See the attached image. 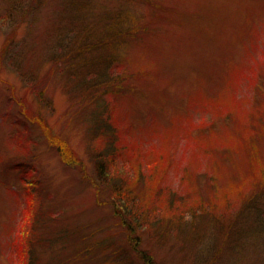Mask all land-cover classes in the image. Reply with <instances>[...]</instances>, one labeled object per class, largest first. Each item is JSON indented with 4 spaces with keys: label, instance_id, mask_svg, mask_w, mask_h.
Returning a JSON list of instances; mask_svg holds the SVG:
<instances>
[{
    "label": "rangeland",
    "instance_id": "1",
    "mask_svg": "<svg viewBox=\"0 0 264 264\" xmlns=\"http://www.w3.org/2000/svg\"><path fill=\"white\" fill-rule=\"evenodd\" d=\"M11 5L0 0V264H24L28 247L36 264H117L127 233L90 154L108 134L125 181L143 176L139 202L163 211L164 228L138 233L155 264H264V0ZM125 27L106 67L61 72L77 34L105 55ZM168 195L205 215L167 226Z\"/></svg>",
    "mask_w": 264,
    "mask_h": 264
},
{
    "label": "trees",
    "instance_id": "2",
    "mask_svg": "<svg viewBox=\"0 0 264 264\" xmlns=\"http://www.w3.org/2000/svg\"><path fill=\"white\" fill-rule=\"evenodd\" d=\"M12 2L11 7L13 8L17 4L20 5L25 0H10ZM33 2H38V0H33ZM42 2V0H41ZM11 8V9H12ZM10 9V10H11ZM9 11V10H8ZM136 29L131 28H123L120 32V34H117L116 36H111L110 39H105L102 42L103 48L102 50L106 53L105 55H102L101 52H99L97 49L94 48L93 45H89L86 43V39L88 37V34L86 32V29L81 34H77V37L79 39L77 42L74 40L75 43H77V47H74L70 50V54L72 53V56L69 58L68 54L64 57V63L61 67V72L63 73L65 70L72 71L73 76L78 75L79 68H82L83 65H89L90 66H97V67H103L108 65L111 61L115 60V52L117 50V46L115 43L119 40L124 39L125 37L133 35ZM109 33H112L111 30ZM120 36V38L118 37ZM130 39V38H128ZM101 47V45H99ZM116 46V47H115ZM106 49V50H104ZM76 60V61H75ZM67 65V68L64 67V65ZM79 65V66H78ZM85 67V66H84ZM91 72L89 73L86 70H82L81 75L82 78H86L89 76ZM91 76L88 77V81L91 80ZM240 78L244 79L243 74L240 75ZM247 80V79H246ZM243 83V81L241 80ZM98 80L95 82L90 83L89 89L91 90V96L89 98L90 93L86 92V97L82 95V98H85V100L88 103V99L93 102L95 99L98 98V93L101 91V86L99 85ZM104 87V86H103ZM88 89V88H87ZM96 96V97H95ZM110 101L112 98L109 99ZM109 107V106H108ZM112 105L110 103V109H107L105 118L102 121V124L106 127L109 123V119H111V112H112ZM111 123V120H110ZM98 125L94 129L96 131L103 130L104 126ZM110 137V142L108 144V139H102L104 143H102V146L104 145V149H94L92 148V152L90 153L92 155V159L95 164L96 173L98 176V182L110 190V197L113 203L114 208V214L115 217L119 218L120 225L126 230L125 234V240H126V247L122 248L121 250H118L117 252L113 253V257L115 258V262L117 264H131L132 261H138L140 264H155L153 259L146 253L145 250L141 248V234L139 235V232H143L142 230L150 231V230H158L165 227L166 224H163V222L159 221L158 217L161 216L163 211L159 213V207L155 206V212H147V210L144 208L142 203L138 200V193L136 191V187L141 184H143V176L138 180L136 179V184H133L132 179L128 181H125L126 176V169L123 167L120 169L116 165L115 158L116 156H112V154L117 152V147L114 142V136L112 134H108ZM220 149H213L212 153H217ZM221 150L224 153H228V148H221ZM221 152V151H220ZM222 153V152H221ZM20 165V164H18ZM149 163H145V167H149ZM137 187V188H138ZM198 203V202H197ZM198 204L196 203H189L184 198L177 199L174 196L168 195V200L165 206L164 212H167L171 220L169 219V222L167 223V226L181 227L182 221L189 218L191 222H195V217L197 214L196 210H201L199 213L200 216L205 215V210L202 209H196ZM214 207H212L209 211V219L213 220L216 225L219 223V225H222L224 222H228L227 219L223 220V211L220 213H213ZM140 212V213H138ZM146 216H145V215ZM150 214V215H149ZM221 214V215H220ZM164 217H162L163 219ZM173 218V219H172ZM145 219V220H143ZM138 220H141V222H138ZM173 223V224H172ZM228 227V226H227ZM159 232V231H158ZM160 234V233H159ZM22 238V236H21ZM32 239H30L29 245H32ZM32 247H28L25 254H24V264H36L35 259L32 255ZM83 252L85 251V248L82 249ZM18 255L21 256L20 250L18 251ZM122 255V256H121ZM132 257H134L136 260H134Z\"/></svg>",
    "mask_w": 264,
    "mask_h": 264
}]
</instances>
